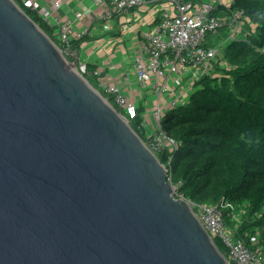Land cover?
Instances as JSON below:
<instances>
[{
	"label": "water",
	"instance_id": "95a60500",
	"mask_svg": "<svg viewBox=\"0 0 264 264\" xmlns=\"http://www.w3.org/2000/svg\"><path fill=\"white\" fill-rule=\"evenodd\" d=\"M0 264H229L167 169L0 0Z\"/></svg>",
	"mask_w": 264,
	"mask_h": 264
},
{
	"label": "built area",
	"instance_id": "2783aa9c",
	"mask_svg": "<svg viewBox=\"0 0 264 264\" xmlns=\"http://www.w3.org/2000/svg\"><path fill=\"white\" fill-rule=\"evenodd\" d=\"M68 1L22 0V3L35 11L46 25L56 28V46L69 64L74 63L78 72L84 76L88 64L96 65L95 90L110 96L117 112L127 122L135 120L139 114L138 129L142 140L155 156L163 151L172 153L178 148L177 142L166 137L162 130L167 112L183 106L200 79L216 76L217 65L225 66L222 48L228 42L244 39L248 28L252 27L242 10L232 8L234 0H90L92 8L100 10L95 15L89 9L90 16L108 24L120 20V31L131 41L126 53L136 85L133 88L126 77L108 73L105 57L99 58L109 42L103 38L94 40L89 44L92 47L89 46L88 53L81 45L73 48L72 41L90 35V26L83 22V12L74 13L71 20H58V11ZM139 18L143 25L135 27ZM77 23L82 27L78 28ZM215 38H222V41L215 44L212 42ZM82 50L84 59H80ZM92 54H96L98 60L92 61ZM140 94L153 95L155 101L150 104L145 98L141 103L137 99ZM189 204L209 236L219 239L227 248L229 264H264L259 249L250 250L226 227L222 211L230 210L232 219L237 220L235 206Z\"/></svg>",
	"mask_w": 264,
	"mask_h": 264
},
{
	"label": "trees",
	"instance_id": "16d2710c",
	"mask_svg": "<svg viewBox=\"0 0 264 264\" xmlns=\"http://www.w3.org/2000/svg\"><path fill=\"white\" fill-rule=\"evenodd\" d=\"M13 1L57 44L54 26L22 0ZM232 8L242 10L252 27L244 39L222 48L225 66L217 65V75L200 79L187 102L167 112L162 130L178 148L156 157L177 198L194 205L235 206L242 213L239 220L232 219L230 210L222 211L226 227L264 258V0H234ZM86 40L88 36L71 43L78 48ZM95 68L88 64L84 77L97 89ZM100 93L117 110L112 98ZM140 121L138 114L129 124L144 139ZM213 241L227 257L222 242Z\"/></svg>",
	"mask_w": 264,
	"mask_h": 264
},
{
	"label": "crops",
	"instance_id": "0c3cea01",
	"mask_svg": "<svg viewBox=\"0 0 264 264\" xmlns=\"http://www.w3.org/2000/svg\"><path fill=\"white\" fill-rule=\"evenodd\" d=\"M89 9H92L93 13L96 15V9L97 8H92L91 5V1L90 0H70L68 1V3L61 8L58 13H57V18L59 21L64 22L67 19H72L73 14L77 13V12H83L85 13V17L83 18V22L86 25L90 26V35L88 36V40L84 41L81 46L84 50H86V52H89L90 48L89 44H92V42L96 39H100L103 38L104 41L109 42L106 46V49L104 52H101L99 54V58L100 57H105V61L107 63L106 67L108 68V73H116L118 76H122V78H127V80L129 81V83L133 86V88H136L135 83L133 82V75L131 73V69L129 66V59L126 58L127 57V53L126 50L130 47L131 45V41L128 39L127 35L125 36V33L120 31V27H121V23L120 20H117V25H118V32L117 35L121 36V39L123 41V44H125L124 42H126V40H128L127 42V46L126 48L123 50L121 48V44H118V48L117 51H115L114 49H112V46H114L115 41L117 40L116 37V33L111 35V31L113 28V25L110 23H104L102 26L98 24L97 19H95L94 17L92 18L90 15V11ZM101 22V21H100ZM101 22V23H102ZM107 25V26H106ZM77 27L80 28L82 27L81 23H77ZM107 27H109V31H107ZM113 31V30H112ZM108 40V41H107ZM92 47V46H91ZM124 51V53H123ZM117 56L118 58V62L114 63V59L115 56ZM126 63V64H125ZM124 65H126L124 67ZM124 85V82H123Z\"/></svg>",
	"mask_w": 264,
	"mask_h": 264
},
{
	"label": "rangeland",
	"instance_id": "374dc122",
	"mask_svg": "<svg viewBox=\"0 0 264 264\" xmlns=\"http://www.w3.org/2000/svg\"><path fill=\"white\" fill-rule=\"evenodd\" d=\"M96 13H100V10L99 9H96ZM97 22H98L99 25L102 26L103 22L102 23L100 21H97ZM110 22L113 25V27H112L113 28L112 29L113 31L111 30V35L116 33V36H118L117 35V32H118V30H117L118 28L117 27H118V25L116 23L117 20L110 21ZM134 25H135V27H141L143 25L142 19L141 18L137 19L135 21ZM142 30L145 31L146 29L143 28ZM116 38H117V40L115 41L114 46H112V49H114L115 51H117L118 44H121V48L124 50L126 48V46H127L128 40H126V42H124L125 44H123V41H125V40L122 41L121 36H118ZM218 41H222V38H215L214 40H212V42L215 43V44L218 43ZM90 47H91V45H90ZM117 56L118 55L115 56L114 63L119 61L118 58H117ZM84 58H85V54H84V51L82 50L81 51V54H80V59H84ZM126 58H128V56ZM90 59L92 61H96V60H98V56L96 54H92ZM125 66L126 65H124V67ZM145 98H146V101L148 103H150V104H151V102H154L155 101V97L153 95L145 97L143 94H140V95L137 96V99L140 100L141 103H144L145 102ZM241 214L242 213L240 211H238V213H237V220H239Z\"/></svg>",
	"mask_w": 264,
	"mask_h": 264
}]
</instances>
